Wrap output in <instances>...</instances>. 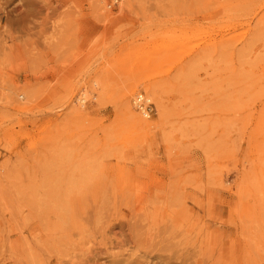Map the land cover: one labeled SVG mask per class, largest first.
Returning <instances> with one entry per match:
<instances>
[{"label":"rangeland","instance_id":"374dc122","mask_svg":"<svg viewBox=\"0 0 264 264\" xmlns=\"http://www.w3.org/2000/svg\"><path fill=\"white\" fill-rule=\"evenodd\" d=\"M108 4L0 0V264H264V0Z\"/></svg>","mask_w":264,"mask_h":264},{"label":"bare ground","instance_id":"6f19581e","mask_svg":"<svg viewBox=\"0 0 264 264\" xmlns=\"http://www.w3.org/2000/svg\"><path fill=\"white\" fill-rule=\"evenodd\" d=\"M97 2L99 1V0H96ZM100 16V15H99ZM135 88H137L135 85H131V86H129L128 88H127V93H124L123 94V96L126 98L127 97V95H128V93H132V92H134L135 91ZM150 89V88H149ZM152 92V94L154 93L153 92V90L151 91ZM138 94H140V93H138ZM137 94H134L133 95V100L135 99V96H136ZM148 101L150 102L151 100L150 99H148ZM125 105H124V109H123V112H124V118H125V121L131 126V127H133V128H135L136 130H139V131H142V130H149V127H150V123L149 122H147V121H145V120H143V119H140L139 117H137L136 115H134L132 112H131V110H130V108H129V106H128V104H127V101H125ZM151 103V102H150ZM152 104V103H151ZM138 105V103L137 102H134V106H137ZM153 106V105H152ZM137 108V107H136ZM161 115H162V113H161ZM141 117L142 118H144L142 115H141ZM147 118V117H146ZM148 119V118H147ZM258 184H261V183H258ZM256 220V219H255ZM253 229L254 228H252V227H249V228H247V227H245L244 228V231H245V234H247V236H251V234H253V235H257V237L259 238V237H261L262 236V230H254L253 231ZM251 231H253V232H251ZM148 239H151V238H147V240ZM259 242H262V241H259ZM142 243V242H141ZM153 244V242H151V241H145V242H143L142 244H140V247H145V248H149L150 249V246Z\"/></svg>","mask_w":264,"mask_h":264},{"label":"built area","instance_id":"2783aa9c","mask_svg":"<svg viewBox=\"0 0 264 264\" xmlns=\"http://www.w3.org/2000/svg\"><path fill=\"white\" fill-rule=\"evenodd\" d=\"M109 4L108 7L110 8L111 6H115L118 3V0H108ZM148 97L145 96L144 94L140 93L135 96V99L133 100L134 102H137L138 105L135 106L137 111L139 112L140 115H142L145 119L150 118V116L153 113V108L152 104L148 101ZM147 117V118H146Z\"/></svg>","mask_w":264,"mask_h":264}]
</instances>
